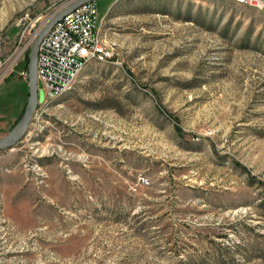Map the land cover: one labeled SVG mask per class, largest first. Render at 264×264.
<instances>
[{
	"label": "rangeland",
	"instance_id": "obj_1",
	"mask_svg": "<svg viewBox=\"0 0 264 264\" xmlns=\"http://www.w3.org/2000/svg\"><path fill=\"white\" fill-rule=\"evenodd\" d=\"M75 0H0V139L32 41ZM113 58L0 150V264H264V13L94 0Z\"/></svg>",
	"mask_w": 264,
	"mask_h": 264
},
{
	"label": "built area",
	"instance_id": "obj_2",
	"mask_svg": "<svg viewBox=\"0 0 264 264\" xmlns=\"http://www.w3.org/2000/svg\"><path fill=\"white\" fill-rule=\"evenodd\" d=\"M232 2L264 13V0ZM2 49L4 41L0 39V66L4 58ZM112 58V48L103 36L102 20L97 21L95 2L80 5L55 23L39 43L36 78L45 100L61 98L71 91L87 64L109 63ZM19 76L28 80L27 69H22Z\"/></svg>",
	"mask_w": 264,
	"mask_h": 264
},
{
	"label": "water",
	"instance_id": "obj_3",
	"mask_svg": "<svg viewBox=\"0 0 264 264\" xmlns=\"http://www.w3.org/2000/svg\"><path fill=\"white\" fill-rule=\"evenodd\" d=\"M94 1V0H75L68 6L60 10L54 15L47 23L43 26L40 32L37 34L35 39L32 41L31 49L28 55V98L27 106L24 114L21 116L18 123L10 130V132L3 138L0 139V150L11 148L25 135L27 127L30 123L32 116L34 115L37 105L40 99L41 86L37 82L36 78V57L39 43L41 42L44 35L52 28V26L61 20L69 12L73 11L80 5Z\"/></svg>",
	"mask_w": 264,
	"mask_h": 264
},
{
	"label": "trees",
	"instance_id": "obj_4",
	"mask_svg": "<svg viewBox=\"0 0 264 264\" xmlns=\"http://www.w3.org/2000/svg\"><path fill=\"white\" fill-rule=\"evenodd\" d=\"M27 64H28V56L26 55L25 56V59H24L23 68H26L27 69ZM27 96H28V94H27Z\"/></svg>",
	"mask_w": 264,
	"mask_h": 264
}]
</instances>
